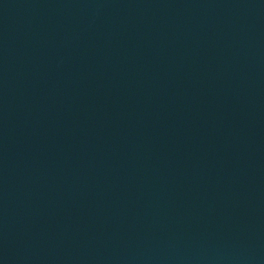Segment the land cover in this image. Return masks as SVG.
Here are the masks:
<instances>
[{"label": "water", "instance_id": "95a60500", "mask_svg": "<svg viewBox=\"0 0 264 264\" xmlns=\"http://www.w3.org/2000/svg\"><path fill=\"white\" fill-rule=\"evenodd\" d=\"M0 264H264V0H0Z\"/></svg>", "mask_w": 264, "mask_h": 264}]
</instances>
